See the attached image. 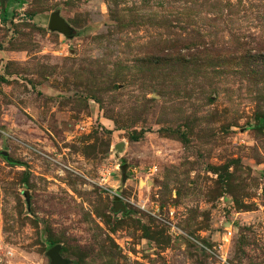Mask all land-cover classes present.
Segmentation results:
<instances>
[{"label": "rangeland", "instance_id": "obj_1", "mask_svg": "<svg viewBox=\"0 0 264 264\" xmlns=\"http://www.w3.org/2000/svg\"><path fill=\"white\" fill-rule=\"evenodd\" d=\"M58 245L264 264V0H0V264Z\"/></svg>", "mask_w": 264, "mask_h": 264}, {"label": "water", "instance_id": "obj_2", "mask_svg": "<svg viewBox=\"0 0 264 264\" xmlns=\"http://www.w3.org/2000/svg\"><path fill=\"white\" fill-rule=\"evenodd\" d=\"M49 27L52 30H58L65 35H70V29L67 26L65 20L58 14L53 13L50 17ZM61 247L55 246L48 252L53 264H66V262L62 259L61 255Z\"/></svg>", "mask_w": 264, "mask_h": 264}, {"label": "trees", "instance_id": "obj_3", "mask_svg": "<svg viewBox=\"0 0 264 264\" xmlns=\"http://www.w3.org/2000/svg\"><path fill=\"white\" fill-rule=\"evenodd\" d=\"M263 122V121H262Z\"/></svg>", "mask_w": 264, "mask_h": 264}]
</instances>
